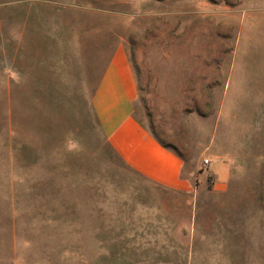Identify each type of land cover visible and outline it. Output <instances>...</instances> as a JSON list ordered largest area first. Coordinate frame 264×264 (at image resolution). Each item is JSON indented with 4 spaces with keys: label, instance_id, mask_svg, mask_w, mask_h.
Returning <instances> with one entry per match:
<instances>
[{
    "label": "rangeland",
    "instance_id": "rangeland-1",
    "mask_svg": "<svg viewBox=\"0 0 264 264\" xmlns=\"http://www.w3.org/2000/svg\"><path fill=\"white\" fill-rule=\"evenodd\" d=\"M118 53L188 190L107 144ZM0 264H264V0H0Z\"/></svg>",
    "mask_w": 264,
    "mask_h": 264
},
{
    "label": "crops",
    "instance_id": "crops-1",
    "mask_svg": "<svg viewBox=\"0 0 264 264\" xmlns=\"http://www.w3.org/2000/svg\"><path fill=\"white\" fill-rule=\"evenodd\" d=\"M136 84L122 53L114 56L92 98V108L107 143L124 164L144 179L166 189L190 187L184 162L134 118Z\"/></svg>",
    "mask_w": 264,
    "mask_h": 264
},
{
    "label": "trees",
    "instance_id": "trees-1",
    "mask_svg": "<svg viewBox=\"0 0 264 264\" xmlns=\"http://www.w3.org/2000/svg\"><path fill=\"white\" fill-rule=\"evenodd\" d=\"M108 144V143H107ZM109 145V144H108Z\"/></svg>",
    "mask_w": 264,
    "mask_h": 264
}]
</instances>
